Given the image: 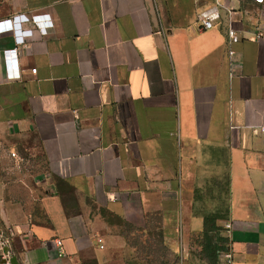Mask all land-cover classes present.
<instances>
[{"label": "crops", "instance_id": "0c3cea01", "mask_svg": "<svg viewBox=\"0 0 264 264\" xmlns=\"http://www.w3.org/2000/svg\"><path fill=\"white\" fill-rule=\"evenodd\" d=\"M213 2L0 0V140L34 155L0 181L21 264H213V213L233 253L214 264H264V3L221 0L199 31Z\"/></svg>", "mask_w": 264, "mask_h": 264}, {"label": "built area", "instance_id": "2783aa9c", "mask_svg": "<svg viewBox=\"0 0 264 264\" xmlns=\"http://www.w3.org/2000/svg\"><path fill=\"white\" fill-rule=\"evenodd\" d=\"M155 4H158L160 0H153ZM255 4H263L264 0H251ZM225 7V5L221 2V0H214L213 3L210 5L204 6L202 8H199L197 11L196 15V23H197V29L199 31L203 30H208L214 28L215 24L217 21L221 20L222 18V13L221 9ZM229 15H231V12L229 11ZM14 16L4 18L0 20V33L3 32H8V31H13L15 28L14 21H13ZM257 33L256 36L259 38L262 36L260 27L258 26L257 28ZM226 44H227V61L230 64V66H233L236 62V55H237V50L235 45L241 40L240 34L230 25L228 24L227 29H226ZM27 35H22L21 36V42L22 46L26 47V42H27ZM19 53V48H12V49H7L4 51V58L5 62L10 63L11 66L16 67V60L17 58H13L14 56H17ZM17 69V68H16ZM37 68H32V73L36 74ZM20 73L18 70H16V73L12 71V73H8V76H19ZM12 157L21 159L20 156L16 152H11ZM233 222H229L225 225L227 230L232 229L233 227ZM97 241L100 243L101 247H104L103 245V239L101 237L97 238ZM57 243L59 245H63L62 240H57ZM8 245V242L3 240L0 236V252H1V257L6 260L5 264H12L10 259L11 257L15 256L11 254L10 249H8V252H4V248ZM220 257H222L225 261L228 263L232 262L233 260V253L232 251L228 252H222L220 253Z\"/></svg>", "mask_w": 264, "mask_h": 264}, {"label": "rangeland", "instance_id": "374dc122", "mask_svg": "<svg viewBox=\"0 0 264 264\" xmlns=\"http://www.w3.org/2000/svg\"><path fill=\"white\" fill-rule=\"evenodd\" d=\"M21 155V159H15L14 157H12L10 154V146L0 140V181L11 182V184L19 182L18 179L21 177L19 175L22 174L21 170L27 169L26 167L31 164L34 159V155L30 152L29 154ZM20 183L24 186L21 181ZM23 196L24 195L21 194L17 199L19 203L24 200ZM0 236L3 240L6 241L2 233H0ZM158 247L161 256H165L167 253L163 245L159 244ZM19 263L21 264L20 260Z\"/></svg>", "mask_w": 264, "mask_h": 264}, {"label": "trees", "instance_id": "16d2710c", "mask_svg": "<svg viewBox=\"0 0 264 264\" xmlns=\"http://www.w3.org/2000/svg\"><path fill=\"white\" fill-rule=\"evenodd\" d=\"M218 214H210L205 219L203 254L211 263H217L222 252H228V240L219 234L220 227L215 224Z\"/></svg>", "mask_w": 264, "mask_h": 264}, {"label": "water", "instance_id": "95a60500", "mask_svg": "<svg viewBox=\"0 0 264 264\" xmlns=\"http://www.w3.org/2000/svg\"><path fill=\"white\" fill-rule=\"evenodd\" d=\"M4 252H8V248H4ZM10 261L12 264H20L19 259L16 255L11 257ZM5 263H6V260L1 257V252H0V264H5Z\"/></svg>", "mask_w": 264, "mask_h": 264}]
</instances>
